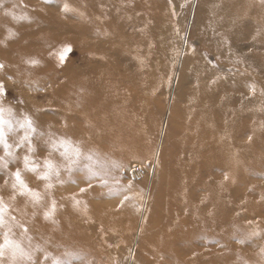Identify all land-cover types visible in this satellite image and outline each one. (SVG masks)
Here are the masks:
<instances>
[{"label":"rangeland","instance_id":"374dc122","mask_svg":"<svg viewBox=\"0 0 264 264\" xmlns=\"http://www.w3.org/2000/svg\"><path fill=\"white\" fill-rule=\"evenodd\" d=\"M96 1L99 7L97 6V14L94 17H99L100 25L105 24L104 30L100 33L101 35H95L97 42L102 45L107 40L105 29L116 16L118 20L131 25L126 11H135V15L129 14L131 20L135 17V20L146 18L150 23L155 24L153 19L158 16L156 14H158V7L161 4V0ZM200 1L171 0L170 2V0H166L168 7L165 5V8H168L166 15L168 16L170 35L167 37V32L163 28L164 33L160 30L161 33L159 32L160 36L157 41L163 46L169 45L171 49L176 48L177 51V55L171 54V58L175 59L176 62L173 75L169 78L168 90L161 92L160 87L152 93H146L142 87L140 91L135 89L137 88L135 86L136 82L132 79L131 81H122L126 88L129 89L132 86V89L138 91L143 98L142 102L148 115L145 124L148 126V132L150 131V133L145 137L139 135L140 138L135 139L136 144L129 143V150L125 149L127 152L123 149L121 151L108 149L110 151L105 152L104 147L107 146L104 144L107 143L109 135L100 133L102 129L96 131L98 136L94 137V140L97 142V147L104 151L101 154H108L113 159H118L122 164V168L116 169L112 176L107 177L109 186L119 189V194L110 193L108 187L100 185L98 180L94 179L92 181L93 188L77 197L81 201L80 209L86 210L85 207L90 206L96 208L95 212L84 214V220L83 218L79 219L85 225L84 244L86 246L81 244L80 238L75 235L76 231L71 229L72 233L69 234L71 236L65 239L70 244L58 245L54 248L50 253L49 262L46 261V264H51L52 257L63 258L64 261L59 260L61 264H73L70 256H64L72 252H76L77 260L85 257L86 255H83L85 252L87 254L99 253V257L94 260L95 263L97 261L99 264H170L169 261L166 263V258H171L173 264H178L171 257L174 247L177 248L179 245L181 250L182 244L179 241L192 242L193 240H195L193 242H204L207 247L199 243L196 244V248L195 246L189 248V251L192 252L190 260L186 264H245V261L248 264H264L259 254L261 247H264V227L262 226L264 223V195H262V191L257 189L251 191L254 183L264 187V128L261 127V123L264 122V110H261L264 108V95L261 94L264 92V0H260L258 9L251 15V18L246 16L245 19L248 20H245V22L219 31L221 36L216 34L214 29L208 32L202 29L204 25L208 26V23L213 20L209 18L208 14L198 15ZM64 2L65 0H52L51 3H46L45 0H0V34L3 37L2 41L6 42L5 45L0 43V61L7 65L5 70L0 72V79H3L6 85V93L2 99L5 106L12 107L17 116L28 113L33 117L34 114L43 111L46 117L55 120L51 123L43 119L42 116L34 118L38 125L37 136L39 132L47 133L52 130L57 135L67 134L73 140H78L77 129L86 128L85 131L88 133L93 126L86 123L84 117L79 115L78 111L73 113L67 110L70 107L69 105L73 103L77 107L75 103L76 101L79 102V97L76 95V84L80 82V79L78 80V76L73 79L72 75L65 72L67 71L66 66L70 65L72 69L77 68L76 70H78L81 63H85L88 58L96 57V53L90 52L88 58L83 59L79 50L80 44H77V41L73 39L79 33L95 34V26L91 23H85L83 17L78 14V9L82 7L83 0H66L72 8L78 11L70 13L62 11ZM87 6L85 4L82 10H85ZM151 7L153 9H150ZM181 7L182 9L179 11L177 8ZM85 12L88 14L89 7ZM121 12H124V16L118 17ZM220 12H213L211 14L212 18L221 19ZM21 16L28 19L21 20L20 23L16 19ZM182 17L183 19H181ZM238 26L240 28L236 29ZM152 27H155V25ZM128 29L132 31L133 27L128 26ZM9 31L15 35L10 36ZM44 31H50V34L57 35L53 41H49V43H52L50 48L52 51L46 50L47 53L43 56V59L41 58L42 64L40 66L32 67L25 64L26 58L37 56V54H33L35 48L40 46L43 48V45L46 44L42 40L34 39ZM65 34H70L71 39L65 38L64 36H67ZM79 36H77V39ZM95 36H93L94 39ZM25 41L28 43H25ZM65 44L71 46V51L66 53L65 62L59 63L58 54ZM30 50L33 51L32 55H30ZM193 51L202 60L201 67H199L202 73L198 78V83L202 88L209 91L211 97H219L223 94L222 77L224 75L239 73L238 75L243 79L240 83L249 94V96L247 94L246 96L249 99L252 98V100L248 103L242 102V106L238 107L240 111L233 108L228 112V116L240 114V117L231 118V122L235 121L232 126L239 125L241 133L237 135V139L229 144L231 150L234 142L241 147L242 153L238 155L240 159L230 155V153L222 154L221 151H217L219 149L217 142H211L213 151L216 154L215 165L211 171H213L214 176L221 177L219 184L224 187L222 204H225L226 207L225 205L223 207L225 213L223 215L222 230L218 232L215 223L212 225V222L209 221L205 225H212L211 227L203 225L205 228H195L197 230H193L192 236L187 239L189 222L183 212L190 213L189 208L193 211L196 204L194 202V204H188L183 200L179 201V204L176 201L168 203L166 198L167 195L174 192L176 182L180 180L179 178H182L179 171L190 172L192 170L191 166L197 162L195 157L189 158V155H184L183 151L179 150L175 144L168 142L170 137L172 140L179 132H187L186 125L191 126L192 124V126H195L202 122L201 120L198 121L197 118L182 120L184 113L173 109L178 89L177 81L180 65L186 54ZM36 52H39V49ZM224 52L229 53L231 57L236 56L239 61H242V67L228 62V60H232L228 54L226 55L227 61L221 59L220 54ZM231 52L235 54H231ZM208 65L212 69L214 68V74L209 73L210 67ZM81 67L86 69L87 65H81ZM8 77H11V79H8ZM87 79L83 78L82 81ZM81 84L85 86L83 83ZM252 85L256 89L254 93L252 92ZM247 89L250 91H247ZM142 102H140L141 106H143ZM190 109L188 107V110ZM79 110H81V107ZM92 113L95 115L97 112ZM69 117L76 120V126L73 123L65 126L69 121ZM5 118H9L7 114H5ZM174 121L178 125L177 129L174 128ZM242 122L244 125H242ZM99 125L101 124L99 123ZM64 127L67 129H64ZM174 129L175 131H173ZM138 130L142 131V128L140 127ZM249 136H252L251 141ZM254 138L256 139L253 140ZM34 143H39V141L34 139ZM248 148L252 151L246 152L245 149ZM165 149L167 150L165 151ZM17 152L19 153V150ZM40 155H46V152H42ZM17 166L22 165H10V169L14 171ZM226 175L228 176L227 180H225ZM113 176L119 179V185L112 183ZM25 179L31 187L43 188V181L37 180L34 174L25 173ZM72 179L75 180V183L69 181L62 185L56 184L52 190V197L56 200L58 206L56 211L58 215H55L52 220H46L47 225H55L52 228L53 230H50L47 234L41 211L37 210L35 216L32 215L33 211L31 213L26 212L23 208V204L26 205L23 197H17L15 201L11 202L12 214L29 228V235L32 238L35 237V239H32V244H34V241L35 243L38 241L36 244L47 249L44 244L48 239L49 242H51L50 240L52 242L61 240L58 233L59 229L56 227V223L61 221L59 212L65 205L73 204L70 199L73 193H79V189L86 186L82 171L75 170ZM130 180L132 181L131 190L125 189L123 186L127 185ZM201 182L204 181L201 179ZM199 188L197 193L207 191L205 190V184ZM245 193H249L253 197L250 196L251 198L246 200L243 197ZM10 194L11 189L4 184V175L0 174V195L4 196L7 201ZM194 195L199 194L194 193ZM124 196H127L128 199L121 204ZM161 198L163 199L162 204ZM20 204L22 205L17 208ZM59 205H63V207H59ZM215 209L216 206L214 210H211V216L215 214ZM247 212H252V215L246 214ZM34 219H38V222L31 229L29 222H33ZM163 219H165L164 222H162ZM158 222L162 223L161 226L165 225L164 229H168V233L162 236L163 240L157 243L156 249L151 248L150 251L140 250L139 246L145 238V232L150 236L152 230L156 229ZM104 226L107 228H104ZM252 229H255L258 235L250 239H244ZM176 230L179 231L177 240L173 237L177 233ZM16 231L19 233L18 229ZM241 239H244L243 243L240 242ZM168 244L170 246H167ZM74 245L78 248H75ZM201 247H204V249L200 250ZM46 251L49 252V250ZM36 256L38 261L43 259L42 252H37ZM182 264H185V262L183 261Z\"/></svg>","mask_w":264,"mask_h":264},{"label":"bare ground","instance_id":"6f19581e","mask_svg":"<svg viewBox=\"0 0 264 264\" xmlns=\"http://www.w3.org/2000/svg\"><path fill=\"white\" fill-rule=\"evenodd\" d=\"M85 4H87V7H89L88 14L87 12H85L87 7L85 8V10H82ZM259 4L260 0H201L200 7L198 8V15L208 14L210 16L209 18L213 20L211 23H208L209 27L207 25H204L202 29L207 32L214 29L215 33L221 36L219 31H222L223 29H227L229 27H235L237 26V24L245 22V20H248L245 19L246 16H249L251 18V15L255 13L256 9H258ZM165 5L168 7V2H166V0H161V4L159 5L157 11L158 14H156L158 16H156L157 18L155 17V19H153L155 21V24L150 23V21L148 19L146 20V18L135 20L136 17H133L134 19L131 20V16L129 14L135 15V11H126L127 18L131 25L126 24L124 21L118 20L116 16L111 24L105 29L107 40L102 45L97 42L96 36L101 35L100 33L104 30L105 24L100 25L101 22L98 21L99 17H94L97 14V6L99 7V5L96 0H83L82 7L78 9L79 13H83L82 17L85 20V23H91L95 26V34L90 33L87 35L85 33H79L78 35L76 34L74 38H72L77 41V44H80L79 50L82 54L83 59H87L88 53L90 52L96 53L97 55L92 59L88 58L85 63H81L78 66V70H76L77 68L75 70L72 69L70 65L66 66L67 71L65 73L72 75L73 79L77 78V76L78 80L80 79V82L76 84V95L79 97V102L76 101L75 103L77 107H75L73 103L69 105L70 107H68L67 110L73 113L78 111L79 115H82V117H84L85 122L93 126L92 130H90L93 132L88 131L87 133L85 131L86 128L76 130V133L78 134V140L82 139V141H84L85 148H95L100 153H104L103 150L97 147V142L94 140V137L98 136V133L96 134V131H99V129H102L100 133L102 132L107 136L109 135L107 138V143L104 144L105 146H107L106 148L104 147V150H106L105 152L114 149H117L118 151H121L122 149H128L130 147L129 143L136 144L135 141L137 140V138H140L139 135H144L143 137L149 135L150 131L148 132V126H146L145 124V121H147L148 119L147 110L142 102L143 98L140 96V93L134 90L138 89L140 91V88L142 87L146 93H152L154 92V90L160 89V87L162 89L161 92L166 91L169 88V78L173 75L174 64L176 62L175 59L171 58V54L177 55V51L176 48L171 49L169 45L163 46L161 43H159V41H157L158 37L160 36V30L162 33H164L162 30L163 28L167 32L166 36L168 37L170 35V31L168 29V16L166 15L168 13V8H165ZM150 9L153 8L151 7ZM177 9L180 11L182 7ZM218 11H221V19L212 18L211 14ZM123 14L124 12H121L118 17H123ZM181 19H183V17ZM16 20H19L21 23L20 19ZM58 22L60 23V21ZM127 25L132 26L133 30L130 31ZM154 25L155 27H152ZM239 28L240 26L236 27V29ZM51 34L50 31H44L39 34V37H34V39L42 40V42L46 44L43 45V48L41 46L35 48L33 50L35 51V53L30 50V55H32V53L37 54L36 57L42 60L47 51H52V49H50L52 43H49V41H53L57 37V35H53L54 33ZM65 35H67L64 36L65 38L71 39V36L69 37L70 34ZM77 36H79L78 39ZM93 36H95L96 40L93 38ZM2 38L3 37L0 34V41H2ZM26 41L25 43H28ZM5 43L6 42H3L2 44L5 45ZM37 49H39V52H36ZM195 53L196 52L193 51L192 53L189 52L188 54H186L180 65L177 81L178 89L176 97L174 99L175 102L173 103V109L174 111L178 110L184 113V116H182L181 118L182 120L197 118L198 121L201 120L202 122L200 124H196L195 126H192V124L191 126L186 125L185 129L187 130V132L181 131L177 136L173 137L172 140L171 137L170 140L168 139V142H170V144H175L179 150L181 149L183 151L184 155H189V158L195 157L197 159L196 164L191 166L192 172H184L178 170L179 174L182 175V178H179L180 180L177 179L179 181L176 182L177 184L175 186L174 192L167 195L166 198V202L168 203L170 201H176V203L179 204V201L183 200L188 204L193 202L196 204V208H194L193 211L191 208H189V210L191 211L190 213L183 212L189 222V231L187 232L186 236L187 239L188 237L192 236V232H194L193 230L205 228L203 227V225L206 227H211L215 223V227H217L218 232L222 230L224 223L223 215L225 213V208H223L225 204H222V201L224 199V187L220 186L219 184L221 177L214 176V174L212 173L213 171H211L212 168H214V160L216 159V154L213 151L211 142H217L219 146V149L217 151H221L222 154L230 153V155L239 158L238 155L242 153L241 147H239V145L234 142L232 144L231 150L229 148V144L231 141H234V139H237V135L241 133L238 127L239 125L232 126L235 121L231 122V118L240 117V114H233L232 116H228V112H230L229 110L233 108L240 111V108L238 107L242 106V102L248 103L252 100V98H248L249 94L243 89L242 83H240L242 77L240 78V76L238 75L239 73H233V75L230 74L231 76L224 75L222 77L224 86L223 94L219 95V97H211L209 95V91L205 88H202V86L198 83V78L202 73L199 69V67H201L202 60L200 59L198 54ZM227 54L229 55V57H231L229 53L224 52L220 54L222 56L221 59L227 61ZM231 54L235 53L231 52ZM231 58L232 60L230 59L228 60V62L235 66L242 67V61H239L236 56L233 55ZM81 65H87V70L81 67ZM235 66L233 67L235 68ZM208 67L210 66L208 65ZM210 68L209 73L214 74V68ZM162 77H164L165 79H163ZM83 78L88 79L86 81H82ZM131 79L136 82L135 86L137 88L132 89V86H130L128 89L122 83V81L124 80L131 81ZM81 83H83L85 86H83ZM247 91L250 90L247 89ZM246 94L248 96H246ZM140 102H142L143 106H141ZM79 106L81 107V110H79ZM188 107L189 109H193L188 110ZM92 112L97 113H95L94 115V113ZM39 113L34 114L33 118L42 116L43 119H46V121L48 122H55L54 119L46 117V114L43 111H40ZM68 119L69 121H67L65 126L72 123L74 124V126H76V120L73 117H69ZM62 121L60 122L62 123ZM79 123L81 124V122ZM99 123L101 125H99ZM173 125L174 128L177 129L178 125L177 123H175V121ZM242 125H244L243 122ZM140 127L142 128V131L138 130ZM65 128L66 127H64V129ZM175 129L173 131H175ZM255 139L256 138H254L253 140ZM116 144L120 146L118 147V145ZM166 150L167 149H165V151ZM245 151L251 152L252 149L250 150V148H248L245 149ZM125 152L127 151L125 150ZM201 179L204 182H201ZM201 183L205 184V190L207 191L197 193L198 189H200L199 187L203 185ZM255 189H257L258 191H262V195H264V187L260 186L258 183L252 184L251 191L253 192ZM194 193L199 195L195 196ZM250 196L253 197V195L249 193H245L243 195L246 200L251 198ZM162 200L163 199L161 198V204L163 203ZM61 203L63 204V202ZM21 205L22 204L18 205L17 208ZM84 206H86V204H84ZM215 206V214L211 216V210H214ZM23 208L24 210H26V212L31 213L33 211L31 205L23 204ZM85 209L86 210H82V208L80 209V205L78 207L74 206L73 204H68V206L65 205L64 208L59 212L61 221H58L56 223V227L59 229L58 233L61 240L54 242L50 240L51 242H49L48 239L44 244L47 249H43L49 250V252L47 251L48 253H52V250L58 247V245L70 244L65 239L71 236H69V234L72 233V230L76 231L75 235H78L81 244L85 245V225L82 224L83 221L79 219L83 218L84 220V214H91L96 211V208L94 206H90L88 208L85 207ZM246 214L252 215V212H247ZM55 215H58L57 212L55 213ZM42 221L44 222L43 225H46V234L50 230H53L52 228L55 227V225L53 226L52 224L47 225L45 223L46 220L43 218ZM164 221L165 219L162 220V222ZM209 221L212 222V225H205V223ZM37 222L38 219H34L33 222H29L31 229L34 228V224H37ZM161 224V222H158L156 229L152 230L150 236L145 232V238L141 241V245L139 246L140 250L150 251L151 248L156 249L155 247L158 245L157 243H160L163 240L162 236H165L168 233V229H164L165 225L161 226ZM262 226L264 227V223ZM104 228L107 227L104 226ZM176 232L177 233L173 235L175 240L178 239L179 235V231L176 230ZM33 238L35 239V237ZM88 238L90 239V237ZM79 241L77 242L79 243ZM193 241H189L190 243L179 241L182 244V249H179V245L177 246V248L174 247L173 253L171 254L172 259L178 264H182L183 261L186 264V262L190 260V255L192 252L191 250L189 251V248H193V246H195L196 248V244L198 245L199 243H201L199 241ZM36 243L34 241L33 245H37ZM201 244L206 246L204 242ZM167 246H170V244H168ZM76 247L77 246H75V248ZM201 249H204V247H201L200 250ZM83 255L86 256L80 258L81 260H77L76 252H72L64 256H70V258L73 260V264H99L97 261L96 263L94 261L99 257V253L87 254L85 252ZM61 260L64 261L63 258ZM166 261V263H168L169 261L170 264H173L171 258H166Z\"/></svg>","mask_w":264,"mask_h":264},{"label":"snow or ice","instance_id":"6c2138e0","mask_svg":"<svg viewBox=\"0 0 264 264\" xmlns=\"http://www.w3.org/2000/svg\"><path fill=\"white\" fill-rule=\"evenodd\" d=\"M45 2L51 3L52 0H45ZM62 11L65 13L77 12L66 0L63 3ZM78 14L83 15V13ZM19 19L28 18L21 16ZM9 35L15 34L9 31ZM69 51H71L70 45L62 46L58 54L59 63L65 62L66 53ZM24 63L37 67L42 64V61L36 57H28ZM6 67L7 65L0 61V72H3ZM251 88L254 93L255 86L252 85ZM5 93L6 85L4 80L0 79V152H2L0 154V174L4 175V184L11 189L7 201L4 196L0 195V264H45L50 253L39 244L35 246L32 244L29 228L12 214L11 202L15 201L17 197H23L26 205H31L33 216L39 210L45 220H52L58 207L56 200L52 197V190L56 184L62 185L69 181L75 183V180L72 179L75 170L84 173L86 186L81 187L79 193H73L70 197L73 205L78 207L81 201L77 197L93 188L92 181L94 179L98 180L100 185L108 187L110 193L119 194V189L109 186L107 177L112 176L116 169L122 168V164L108 154L101 155L95 148H85L82 140H73L67 134L57 135L49 130L47 133L39 132L37 136L36 120L28 113L17 116L12 107L5 106L2 99ZM261 94L264 95V92ZM5 114L9 118L6 119ZM261 127L264 128V122L261 123ZM34 139L39 143H34ZM249 140H252V136H249ZM42 152H46V155L41 156ZM10 165L22 166H17L12 171ZM25 173H32L37 180L43 181V188L31 187L25 179ZM227 179L226 175L225 180ZM112 183L119 185L120 181L113 176ZM123 187L131 190L132 181L130 180ZM127 199L128 197L124 196L121 204ZM59 207H63V205H59ZM17 229L19 233L16 231ZM256 235H258L257 231L252 229L244 239H250ZM244 239H241L240 242L243 243ZM37 252L43 253L42 260L37 261ZM259 254L261 261L264 262V247H261ZM51 264H60V261L58 258L52 257ZM245 264L248 262L245 261Z\"/></svg>","mask_w":264,"mask_h":264}]
</instances>
